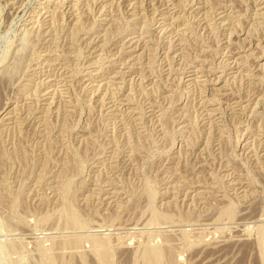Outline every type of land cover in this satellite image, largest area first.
<instances>
[{"label": "rangeland", "instance_id": "374dc122", "mask_svg": "<svg viewBox=\"0 0 264 264\" xmlns=\"http://www.w3.org/2000/svg\"><path fill=\"white\" fill-rule=\"evenodd\" d=\"M0 264H264V0H0Z\"/></svg>", "mask_w": 264, "mask_h": 264}]
</instances>
